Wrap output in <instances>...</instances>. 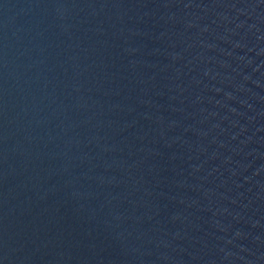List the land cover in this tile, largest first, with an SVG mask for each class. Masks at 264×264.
<instances>
[{
  "label": "water",
  "instance_id": "1",
  "mask_svg": "<svg viewBox=\"0 0 264 264\" xmlns=\"http://www.w3.org/2000/svg\"><path fill=\"white\" fill-rule=\"evenodd\" d=\"M0 264H264V0H0Z\"/></svg>",
  "mask_w": 264,
  "mask_h": 264
}]
</instances>
